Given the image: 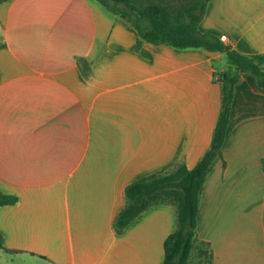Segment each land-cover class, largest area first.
Wrapping results in <instances>:
<instances>
[{
	"label": "crops",
	"instance_id": "crops-1",
	"mask_svg": "<svg viewBox=\"0 0 264 264\" xmlns=\"http://www.w3.org/2000/svg\"><path fill=\"white\" fill-rule=\"evenodd\" d=\"M203 34L264 70V0H211ZM96 0H0V264H162L175 208L122 234L128 184L192 169L223 107L225 52L143 43ZM88 64L84 70L83 63ZM200 198L212 264H264V90L243 73ZM191 264H202L196 252Z\"/></svg>",
	"mask_w": 264,
	"mask_h": 264
},
{
	"label": "trees",
	"instance_id": "trees-1",
	"mask_svg": "<svg viewBox=\"0 0 264 264\" xmlns=\"http://www.w3.org/2000/svg\"><path fill=\"white\" fill-rule=\"evenodd\" d=\"M107 11L125 21L139 37L138 51L143 43L176 49L196 48L208 52H225L229 67L219 75L225 88L223 107L219 112L209 149L189 169L175 162L167 169L131 182L125 188L126 203L114 227L122 234L144 212L157 205L175 208L176 229L164 242L162 264H191L196 252L202 264H212L213 253L208 243L197 236V216L206 178L218 160L223 159L222 147L230 123L234 87L243 73L252 74L264 90V70L249 57L223 44L220 38L203 34L199 24L211 0H184L179 8L170 9L159 3L136 6L135 0H96ZM84 70L88 64L82 62ZM17 197L0 192V206L13 205ZM4 247L0 235V249Z\"/></svg>",
	"mask_w": 264,
	"mask_h": 264
},
{
	"label": "rangeland",
	"instance_id": "rangeland-1",
	"mask_svg": "<svg viewBox=\"0 0 264 264\" xmlns=\"http://www.w3.org/2000/svg\"><path fill=\"white\" fill-rule=\"evenodd\" d=\"M151 2L166 5L170 9L179 8L182 4H184V0H135L136 6H145Z\"/></svg>",
	"mask_w": 264,
	"mask_h": 264
},
{
	"label": "built area",
	"instance_id": "built-area-1",
	"mask_svg": "<svg viewBox=\"0 0 264 264\" xmlns=\"http://www.w3.org/2000/svg\"><path fill=\"white\" fill-rule=\"evenodd\" d=\"M221 41H226V37L225 36H222L221 37Z\"/></svg>",
	"mask_w": 264,
	"mask_h": 264
}]
</instances>
